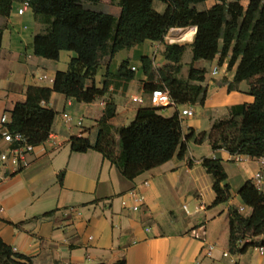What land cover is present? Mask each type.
I'll return each mask as SVG.
<instances>
[{
  "label": "crops",
  "instance_id": "1",
  "mask_svg": "<svg viewBox=\"0 0 264 264\" xmlns=\"http://www.w3.org/2000/svg\"><path fill=\"white\" fill-rule=\"evenodd\" d=\"M20 8L21 4H15L7 21L0 17V28H4L0 46V155L11 148L3 135L9 131V124H2L1 119L6 117L11 123L13 110L26 101L28 89L52 88L51 83L41 81L40 77L54 80L56 73L66 71L75 57L73 52H62L58 61L35 56L33 39L43 33L45 27L35 20L30 9L20 15ZM115 11L111 14L118 16L120 8L116 7ZM196 32V28L171 29L165 43L192 44ZM189 34H192L191 39H187ZM157 44L154 43V51L147 57L160 68L166 64L165 47L161 42L155 52ZM136 49L141 52L143 46L130 52ZM161 52L162 58L158 59ZM120 53L101 66L105 69L101 80L98 83L96 80L99 87L103 86L108 70L111 74L119 71H112L111 65ZM142 57L145 54L141 53L140 64ZM126 60L137 71L132 81L116 82L119 86L110 88L117 105V116L112 121L114 127L128 126L135 120L143 106L133 103V97H143L148 103L151 94L145 90L142 65L132 64L130 57L122 56L119 66ZM191 61L189 49L184 57L183 78L188 76ZM216 67L220 73L213 76ZM195 68L208 71L205 104L165 106V116L170 117L188 106L194 110V116L183 118L182 123L187 155L184 159L176 155L134 180L126 179L118 167L99 152L72 150L73 137L95 140L106 100L77 103L54 93L48 107L57 117L49 139L26 157V165L0 183V238L3 242L16 248L17 254L31 258L32 264H113L119 260H125L126 264H264L259 245L249 246L241 254L230 252V213L237 208H244L246 216L253 213L238 194L260 170L258 162L248 158L237 163L228 151L213 150L208 140L197 144L186 139L192 131L209 132L214 121L229 117L230 108L252 104L255 99L246 82L229 90L236 67L229 70L228 60L222 65L218 58L212 62L199 61ZM64 113L75 120L70 128L64 123ZM76 120L83 121L82 127L77 126ZM206 158L223 162L232 191L228 203L212 206L216 196L213 179L202 166ZM132 192H139L145 198L139 212L131 209ZM253 240L263 242L264 233L253 236ZM210 246L214 247L211 254Z\"/></svg>",
  "mask_w": 264,
  "mask_h": 264
},
{
  "label": "trees",
  "instance_id": "2",
  "mask_svg": "<svg viewBox=\"0 0 264 264\" xmlns=\"http://www.w3.org/2000/svg\"><path fill=\"white\" fill-rule=\"evenodd\" d=\"M28 1L35 20L45 27L32 43L35 56L58 61L62 52H73L66 71H58L52 88L31 87L26 101L15 106L8 130L24 136L33 146L44 144L50 137L57 113L48 107L54 93L65 95L77 103L91 104L106 100L104 115L98 122L95 140L73 137L74 152L90 150L101 153L116 165L128 180L157 168L176 155H187L183 142V119L176 111L171 117L162 115L166 107H153L150 102L141 107L128 126L114 127L117 105L110 93L116 82H130L135 73L130 61L122 62L119 71L104 76L103 86L96 76L104 62L109 63L122 51L144 44L162 42L166 64L156 68L152 58L142 57L146 77L145 90L168 91L178 105L203 106L208 98L206 69L195 68L199 61L220 65L228 60V69L236 67L229 90L246 82L254 97L252 104L230 108L228 118L213 122L209 132L186 137L201 144L208 140L213 150H226L253 159L264 153V0H213L204 11L197 5L211 0H158L166 5L164 13L154 9L156 0H110L120 8L115 16L100 9L103 0H0V17L7 21L13 6ZM196 28L192 44L165 43L171 29ZM4 28H0V46ZM191 49L192 61L187 78H183L184 57ZM202 166L213 179L216 207L232 198L231 186L223 162L204 159ZM241 202L253 210L249 216L237 210L230 213L232 254H241L255 243L253 236L264 233V193L253 181L240 190ZM249 240L244 244L241 241ZM0 264H32L29 257L14 253L0 238ZM106 264V263H100ZM113 264H126L119 260Z\"/></svg>",
  "mask_w": 264,
  "mask_h": 264
},
{
  "label": "built area",
  "instance_id": "3",
  "mask_svg": "<svg viewBox=\"0 0 264 264\" xmlns=\"http://www.w3.org/2000/svg\"><path fill=\"white\" fill-rule=\"evenodd\" d=\"M29 8H30L29 2L28 1L23 2L21 4V8L19 9V14L23 15ZM165 39H167V36L165 37ZM170 42L173 43L174 39H171ZM160 43L161 42L157 44L155 48V52L157 51V49H159ZM131 69L134 72L137 71L136 67H132ZM219 73H220V69L218 67L214 68V70L212 71L213 76H217ZM40 80L48 81L51 84L54 83V80L49 79L47 76H41ZM131 101L140 106L146 105V100L143 97L136 96V97H133ZM149 102L153 107H165V106L174 107V108L180 107L176 102H174L171 99L168 91L163 90V89L153 90L150 94ZM179 115L182 119L186 117H193L194 110L191 106H188L180 110ZM63 120H64L65 125L69 128L75 122L74 118L68 113L63 114ZM1 123L5 125L10 124V122H8L6 117L1 119ZM76 123L78 127H82L83 125L82 120H78ZM3 135H4L5 140L11 144V148L0 155V183H3L7 181L8 179H10V177L15 172H17L22 165H26L27 164L26 157L29 154L33 153L35 150V146L29 144L27 139L20 134H12L9 131H7ZM248 158H251V157L240 155V154L233 155V160L237 163H242L245 161V159H248ZM255 160L258 162L260 166V170L255 174L252 181L254 185L256 186V188L259 191L264 193V153L261 157ZM6 171L8 172L6 173ZM148 185L149 184H146V186ZM234 195L237 196V194H234ZM130 197H131L132 204H133L131 209L135 212L141 211L142 207L145 204L144 196L141 195L139 192H132L130 194ZM237 211L240 214H243L244 208H237ZM246 242H249V240L241 241L242 244ZM12 250L14 253H17L16 248ZM213 250H214V247L210 246L209 254H211ZM258 250L260 251L261 254H264V247H258Z\"/></svg>",
  "mask_w": 264,
  "mask_h": 264
},
{
  "label": "rangeland",
  "instance_id": "4",
  "mask_svg": "<svg viewBox=\"0 0 264 264\" xmlns=\"http://www.w3.org/2000/svg\"><path fill=\"white\" fill-rule=\"evenodd\" d=\"M213 4H214V1L211 0L209 2L197 5V9L199 11H204V10L208 9V7H211V5H213ZM154 8L158 12L163 13L165 11V9H166V6H165L164 3L156 0L155 3H154ZM100 9L102 11H104V12H107V13L116 12L115 11L116 7L111 3L110 0H103ZM153 45H154L153 42L146 41L144 44L140 45V46H143V49H142L141 52L139 51L140 49L133 50V52L122 51L120 53V55L116 58V61H114L112 63V65H111L112 71L113 70H115V71L119 70L120 66H119L118 62L121 60L122 56H124L125 59L130 57V60H131L132 64H137L138 66H140L141 65L140 64V55H141V53L145 54V56H151L152 52L154 51L153 50ZM188 53L190 54V52H188ZM63 54H70V52L65 51V52H63ZM75 56H76V54H75ZM157 56H158V59H161L162 58V52L158 53ZM104 69H105L104 67L99 69V71L97 73V76H96L97 83L101 80V77L103 75V70ZM165 113H167V109H164L162 111V115L165 116ZM165 117H170V116H165Z\"/></svg>",
  "mask_w": 264,
  "mask_h": 264
},
{
  "label": "bare ground",
  "instance_id": "5",
  "mask_svg": "<svg viewBox=\"0 0 264 264\" xmlns=\"http://www.w3.org/2000/svg\"><path fill=\"white\" fill-rule=\"evenodd\" d=\"M192 38V34H189V36H187V39H191Z\"/></svg>",
  "mask_w": 264,
  "mask_h": 264
}]
</instances>
